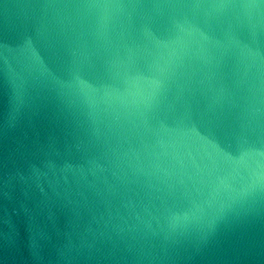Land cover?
I'll list each match as a JSON object with an SVG mask.
<instances>
[{"label": "water", "instance_id": "water-1", "mask_svg": "<svg viewBox=\"0 0 264 264\" xmlns=\"http://www.w3.org/2000/svg\"><path fill=\"white\" fill-rule=\"evenodd\" d=\"M0 264H264V0H0Z\"/></svg>", "mask_w": 264, "mask_h": 264}]
</instances>
